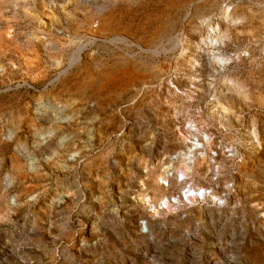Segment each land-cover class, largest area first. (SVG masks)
Here are the masks:
<instances>
[{
    "label": "rangeland",
    "instance_id": "rangeland-1",
    "mask_svg": "<svg viewBox=\"0 0 264 264\" xmlns=\"http://www.w3.org/2000/svg\"><path fill=\"white\" fill-rule=\"evenodd\" d=\"M0 264H264V0H0Z\"/></svg>",
    "mask_w": 264,
    "mask_h": 264
},
{
    "label": "built area",
    "instance_id": "built-area-1",
    "mask_svg": "<svg viewBox=\"0 0 264 264\" xmlns=\"http://www.w3.org/2000/svg\"><path fill=\"white\" fill-rule=\"evenodd\" d=\"M174 160H177V157H174ZM174 178H177V181L179 182H185L183 177H174L172 174L170 177L166 179V183H164L165 186H169L172 180ZM171 180V182H170ZM213 194V189L209 187H197L193 188L192 186H186L182 191L178 193H174L170 196H166L157 203L151 202V205L153 208L156 209L158 207L159 209H171V208H177L178 206H184L187 204H190V201H206L208 200L211 195ZM145 230L146 227H143Z\"/></svg>",
    "mask_w": 264,
    "mask_h": 264
}]
</instances>
